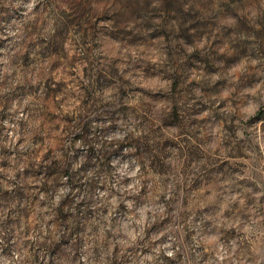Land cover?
I'll return each mask as SVG.
<instances>
[{
    "label": "clouds",
    "instance_id": "clouds-1",
    "mask_svg": "<svg viewBox=\"0 0 264 264\" xmlns=\"http://www.w3.org/2000/svg\"><path fill=\"white\" fill-rule=\"evenodd\" d=\"M14 6L23 9V20L13 21L15 30L10 27L6 34H0V40L8 41L0 48V83L7 79L8 84L0 89V95L10 93L25 80L14 63L24 51L25 26L38 17L47 18L44 34L54 31L55 17L45 13L44 0H18ZM88 6L93 11L103 9L101 0H89ZM190 7L192 4L186 5L185 11ZM213 7L218 5L213 3ZM230 7L232 12L218 16V27L211 37L204 36L195 46L185 45L188 54L209 49L215 32L221 29H236L241 22L249 30L264 27V0H234ZM229 36L256 40L253 31H232ZM162 44V37L135 46L106 39L96 55L114 57L120 52L115 67L130 89L170 91L172 80L159 71L168 62ZM217 51L230 54L229 40L218 44ZM38 52L37 48L31 57L36 59ZM138 61L156 67L145 73L132 67ZM223 64L218 61L219 67ZM248 75L256 79L249 83ZM26 76L32 85L39 83V70ZM192 81L209 88L217 81L227 82L209 96L201 87L192 89L196 99L219 110V117L210 108L190 118L198 123L189 128L187 139L197 146L199 157L188 161L186 167L183 146L169 145L161 154L163 170H154L143 146L130 142L144 137L148 126L132 115L125 120L117 112L110 118L91 120L87 138L96 149L94 155H89L84 140L75 141L74 147L65 143L75 183H70L67 175L46 178L47 167L43 173L25 176L29 158L24 154L41 147L32 138L47 135L41 129L43 89H28L23 95L9 97L7 118L0 119V150L13 154L0 155V161L7 159L10 165L0 167V190L20 188L24 198L0 201V264H114L124 258L127 264H264V120L248 123L264 108V57L241 56L227 70L212 75L193 72L188 83ZM117 91L116 87H105L95 95L105 104L119 103ZM141 99L142 93L133 92L124 102L136 107ZM143 99L147 101V97ZM62 107L65 111L74 109L76 101ZM172 107V100L159 99L151 102L150 111L159 120ZM162 132L176 137L181 129L165 128ZM50 144L45 140L46 147ZM122 144L127 146L117 152ZM75 150H81L79 156ZM105 156L107 163L101 166ZM53 158L63 161L64 151H54ZM31 159L39 168L38 157ZM224 161L230 166L221 168ZM52 162L50 159L45 165ZM186 189L191 190L187 197ZM62 206L68 214L66 222L58 220ZM77 225L79 230L73 235ZM62 238L67 243L59 244ZM57 244L53 255L50 249Z\"/></svg>",
    "mask_w": 264,
    "mask_h": 264
},
{
    "label": "rangeland",
    "instance_id": "rangeland-1",
    "mask_svg": "<svg viewBox=\"0 0 264 264\" xmlns=\"http://www.w3.org/2000/svg\"><path fill=\"white\" fill-rule=\"evenodd\" d=\"M17 2L18 0H0V34H6L10 27L15 30L13 21L23 20L21 15L23 9L14 6ZM154 2L158 3L157 7L152 6ZM232 2L234 0H101L103 9L93 11L88 6L89 0H44L45 13L55 17L54 31L44 34L43 29L47 27V18L38 17L35 22L25 26L24 51L14 61L19 71L25 74V80L10 93L0 95V109H3L0 111V119H6L9 97L23 95L28 89H43V96L40 98L44 112L41 129L46 131L47 135L37 134L32 138L33 143H39L41 147L33 153L24 154L29 158L25 176L43 173L44 168L47 167L46 178L67 175L70 183H75V177L70 171L71 158L64 149L65 143H71L74 147L75 141L84 140L88 145L89 155H94L96 149L87 138L91 120L110 118L117 112L121 113L125 120L132 115L148 126L144 137L132 139L130 142L143 146L144 152L152 158L154 170H163L161 154L169 145L183 146L182 152L187 157L186 167L188 161L199 157V149L187 139V136L191 135L189 128L198 123L190 118L201 110L210 108L219 117V110L202 99H196L192 89L201 87L205 95L209 96L221 84L226 85L227 82L217 81L215 86L209 88L203 82L188 83L190 76L193 72L203 71L205 75H212L227 70L234 61L244 55L264 57V27L249 30L243 22L236 29H221L215 32V39L211 40L209 49L204 51L197 49L191 54L186 52L185 45L195 46L199 39L213 35L218 27L220 13L233 11L230 7ZM213 3L218 7H213ZM188 4H192V7L185 11V6ZM155 20L160 22L154 23ZM109 21L110 26H102ZM232 31H253L256 40L247 41L238 38L233 40L229 36ZM142 32L145 35H141ZM161 37L163 38L162 47L168 55V62L159 71L164 72L165 77L172 80L170 91L130 89L115 67L121 53L117 52L114 57L103 53L96 55V52L105 46L106 39L119 43L121 46H135L146 45ZM226 39L229 40L230 54L228 51L220 54L217 51V45ZM7 43L8 41L0 40V48H4ZM251 45L254 47L249 53ZM37 48L39 49L38 57L33 59L31 53ZM218 61H224L222 67L218 66ZM132 67L137 70L142 68L145 73H148L156 66L138 61ZM167 68L171 71H165ZM37 70L40 73V80L38 84L32 85L27 80L26 74L29 71L35 73ZM254 79H256L254 75H248L247 82L250 83ZM5 87H8L7 79L0 83V89ZM105 87L117 88L119 103L114 101L111 104H105L95 95L96 91L103 90ZM133 92L142 93L141 103L136 107H129L124 101L131 99ZM58 96L61 99L58 100ZM143 97H147V101ZM159 99L172 100L173 107L171 112H165L159 120H156L150 111V104ZM193 100L196 101L194 104ZM69 101H76V107L65 111L62 105L67 106ZM178 101H183V105ZM190 104L191 107H189ZM256 120H264V108L248 123L251 124ZM172 127L181 129V134L176 137L164 136L162 129ZM53 133L59 135H53ZM45 140L51 141L50 146H45ZM20 143H23V140ZM125 146L127 145H120L117 152ZM57 150L64 151L63 161L53 158V152ZM75 151L79 156L81 150ZM12 154L8 149L0 150L2 156L9 157ZM33 155L40 161L39 168L31 159ZM50 159L53 162L45 165V162ZM107 159L108 157L105 156L101 166L107 163ZM9 166L7 159L0 161V167ZM225 166H230V162L220 163L221 168ZM0 179L3 177L0 176ZM195 185L196 181L193 182V189ZM47 187V184L43 186L44 189ZM190 191L185 190V197ZM17 197L24 198V192L20 188H16L14 192L0 190V201L10 202ZM186 203L187 199H185ZM67 219L68 214L63 211L62 206L58 210V220L66 222ZM78 230L77 225L72 230V234L74 235ZM63 243H67L66 238H62L59 242V244ZM59 244L50 249L53 255L59 248ZM114 264H127V259H117Z\"/></svg>",
    "mask_w": 264,
    "mask_h": 264
}]
</instances>
